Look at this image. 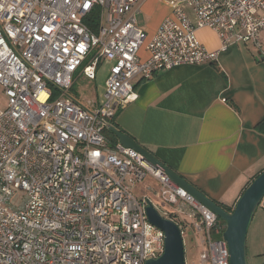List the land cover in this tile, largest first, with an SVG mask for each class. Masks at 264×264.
Wrapping results in <instances>:
<instances>
[{"label":"built area","instance_id":"2783aa9c","mask_svg":"<svg viewBox=\"0 0 264 264\" xmlns=\"http://www.w3.org/2000/svg\"><path fill=\"white\" fill-rule=\"evenodd\" d=\"M142 1L0 0V264L157 258L163 232L146 218L148 198L131 189L147 176L158 182L166 214L182 216L201 238L196 264H229L225 223L105 131L138 98L134 77L214 62L237 42L252 43L264 63V0H170V14L149 38L136 19ZM94 11L96 32L85 22ZM200 28L217 34L219 49L197 40ZM102 61L109 62L102 96L83 105L70 94L75 77L94 80Z\"/></svg>","mask_w":264,"mask_h":264},{"label":"crops","instance_id":"0c3cea01","mask_svg":"<svg viewBox=\"0 0 264 264\" xmlns=\"http://www.w3.org/2000/svg\"><path fill=\"white\" fill-rule=\"evenodd\" d=\"M171 10L170 0L142 1L136 19L147 38ZM184 10L194 18L190 8ZM196 37L208 50L219 49L213 30L200 28ZM261 38L264 50V30ZM259 54L252 43L237 42L214 62L180 65L148 79L134 77L138 98L118 110L114 121L206 197L233 207L264 170V63ZM139 56H148L144 47ZM108 67L102 61L94 80L83 76L86 85L95 83V95L87 101L96 102L103 93Z\"/></svg>","mask_w":264,"mask_h":264},{"label":"water","instance_id":"95a60500","mask_svg":"<svg viewBox=\"0 0 264 264\" xmlns=\"http://www.w3.org/2000/svg\"><path fill=\"white\" fill-rule=\"evenodd\" d=\"M109 130L115 135L121 145L139 152L144 159L154 167L161 169L175 183L216 214L225 223L222 238L228 248L229 264H248L246 236L250 221L264 197V170L248 183L234 203L231 211H227L165 166L127 134L113 126H110ZM145 203L144 211L147 220L162 231L164 235L163 252L157 258H148L145 264H185L184 242L179 225L172 219L162 216L149 199Z\"/></svg>","mask_w":264,"mask_h":264},{"label":"rangeland","instance_id":"374dc122","mask_svg":"<svg viewBox=\"0 0 264 264\" xmlns=\"http://www.w3.org/2000/svg\"><path fill=\"white\" fill-rule=\"evenodd\" d=\"M93 54L94 51L91 52L85 62L88 63ZM79 75L80 73H77L75 84H73L70 94L83 103V105H87V100L95 95V83L91 84L92 81L86 85L88 82L83 76L79 77ZM100 76L97 77L96 82L99 81ZM101 96L102 94L99 97ZM5 107L6 99L3 95L2 87L0 86V109ZM131 189L135 195L146 196L160 214H166L168 207L158 199L156 194L159 190V184L156 180L147 176L142 181L131 185ZM185 229L187 230L183 238L185 264H192L193 262L196 264L198 261V247L200 246L201 238L194 234L190 224H186ZM197 243L199 246H197ZM246 252L248 264H264V197L257 207L248 227Z\"/></svg>","mask_w":264,"mask_h":264},{"label":"trees","instance_id":"16d2710c","mask_svg":"<svg viewBox=\"0 0 264 264\" xmlns=\"http://www.w3.org/2000/svg\"><path fill=\"white\" fill-rule=\"evenodd\" d=\"M85 22L87 23V25L90 27V29L94 32H96L98 30V15L97 12L94 11L89 17L86 18ZM87 59V58H86ZM86 61V60H85ZM87 63V62H84ZM264 124V122H263ZM112 126L119 129L118 125L115 123L114 119L112 120ZM120 130V129H119ZM121 131V130H120ZM122 132V131H121ZM105 136L106 138L111 142V143H115L116 142V137L115 135L109 130L107 129L105 131ZM219 206H221L223 209L227 210V211H231L232 207H225L222 204H219ZM162 216L166 217V218H172L178 225L179 227L184 230L186 227V224L189 225V223L182 217L178 216L176 219L173 217L172 214L167 213V214H161ZM221 222L224 224V222L221 220ZM186 230V229H185Z\"/></svg>","mask_w":264,"mask_h":264}]
</instances>
